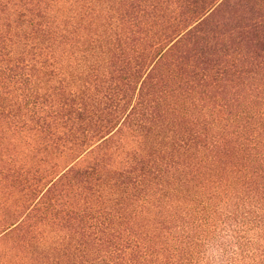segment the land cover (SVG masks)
Segmentation results:
<instances>
[{
	"label": "trees",
	"instance_id": "1",
	"mask_svg": "<svg viewBox=\"0 0 264 264\" xmlns=\"http://www.w3.org/2000/svg\"><path fill=\"white\" fill-rule=\"evenodd\" d=\"M0 264H264V0H0Z\"/></svg>",
	"mask_w": 264,
	"mask_h": 264
}]
</instances>
